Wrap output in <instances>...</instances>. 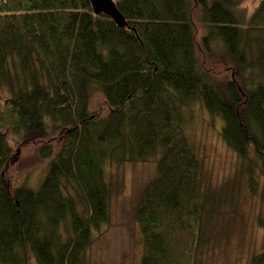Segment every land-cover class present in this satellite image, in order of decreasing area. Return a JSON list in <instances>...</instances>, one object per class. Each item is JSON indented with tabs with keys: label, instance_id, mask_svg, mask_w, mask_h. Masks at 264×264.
Returning a JSON list of instances; mask_svg holds the SVG:
<instances>
[{
	"label": "trees",
	"instance_id": "obj_1",
	"mask_svg": "<svg viewBox=\"0 0 264 264\" xmlns=\"http://www.w3.org/2000/svg\"><path fill=\"white\" fill-rule=\"evenodd\" d=\"M114 1L126 28L88 0H0V264H86L109 221L106 165L150 158L155 175L132 211L140 264H199L221 191L188 139L195 106L222 120L234 179L255 193L264 177V0L249 16L243 0ZM197 46L223 65L218 78ZM28 146L46 161L36 190L6 175Z\"/></svg>",
	"mask_w": 264,
	"mask_h": 264
},
{
	"label": "rangeland",
	"instance_id": "obj_2",
	"mask_svg": "<svg viewBox=\"0 0 264 264\" xmlns=\"http://www.w3.org/2000/svg\"><path fill=\"white\" fill-rule=\"evenodd\" d=\"M258 2L243 0L240 7L249 16ZM193 26L200 38L205 31L203 26L197 20L193 21ZM197 47L199 64L218 78L223 65L218 60L207 61ZM102 103L98 87H91V109H97ZM192 115L187 126L188 139L202 161L207 184L221 191L219 208L207 224L209 240L198 249L199 264H249L252 255L264 251V177L257 172L255 193H251L244 180L234 179L239 159L220 137L222 120L199 106L194 107ZM59 142L51 144L57 148ZM36 147L16 149H19L18 156L14 155L6 169V175L12 176L11 184L25 183L29 189H37L46 173V161L38 157ZM155 172L156 158L106 165L105 180L113 187L109 221L92 235L86 264H140L143 245L138 226L132 220V211L143 185ZM29 264H33L32 259Z\"/></svg>",
	"mask_w": 264,
	"mask_h": 264
},
{
	"label": "water",
	"instance_id": "obj_3",
	"mask_svg": "<svg viewBox=\"0 0 264 264\" xmlns=\"http://www.w3.org/2000/svg\"><path fill=\"white\" fill-rule=\"evenodd\" d=\"M92 13L95 16H105L109 18L114 24L120 28H126L127 22L122 14L117 9L114 0H88ZM131 30H133L131 28ZM138 38V37H137Z\"/></svg>",
	"mask_w": 264,
	"mask_h": 264
}]
</instances>
